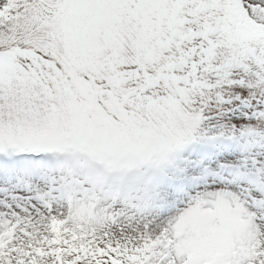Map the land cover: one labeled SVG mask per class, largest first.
<instances>
[{"label": "snow or ice", "instance_id": "6c2138e0", "mask_svg": "<svg viewBox=\"0 0 264 264\" xmlns=\"http://www.w3.org/2000/svg\"><path fill=\"white\" fill-rule=\"evenodd\" d=\"M0 264H264V0H0Z\"/></svg>", "mask_w": 264, "mask_h": 264}, {"label": "rangeland", "instance_id": "374dc122", "mask_svg": "<svg viewBox=\"0 0 264 264\" xmlns=\"http://www.w3.org/2000/svg\"><path fill=\"white\" fill-rule=\"evenodd\" d=\"M20 176L11 177V180H7V182H0V189L3 191L0 193V199L3 200V202H9L13 204L17 203H25L27 201V198L34 194L35 192V181L29 180L26 177H20L23 178L24 182L28 183L29 189H20L16 186H13L15 179Z\"/></svg>", "mask_w": 264, "mask_h": 264}, {"label": "bare ground", "instance_id": "6f19581e", "mask_svg": "<svg viewBox=\"0 0 264 264\" xmlns=\"http://www.w3.org/2000/svg\"><path fill=\"white\" fill-rule=\"evenodd\" d=\"M11 180V177H0V182H7V180ZM13 186H16L20 189H26V187L28 186V183L24 182L23 178H16L15 179V182L13 184ZM27 189H29V187H27ZM3 190L0 189V193L2 192ZM3 200L0 199V204H3Z\"/></svg>", "mask_w": 264, "mask_h": 264}]
</instances>
